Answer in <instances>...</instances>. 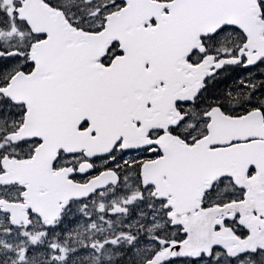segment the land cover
I'll list each match as a JSON object with an SVG mask.
<instances>
[{
    "label": "snow or ice",
    "instance_id": "obj_1",
    "mask_svg": "<svg viewBox=\"0 0 264 264\" xmlns=\"http://www.w3.org/2000/svg\"><path fill=\"white\" fill-rule=\"evenodd\" d=\"M0 264H264V0H0Z\"/></svg>",
    "mask_w": 264,
    "mask_h": 264
}]
</instances>
